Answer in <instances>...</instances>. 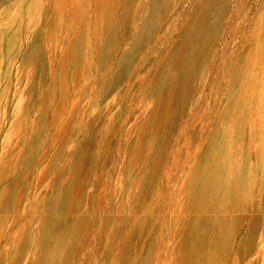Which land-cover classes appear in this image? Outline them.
Returning <instances> with one entry per match:
<instances>
[{
	"label": "rangeland",
	"instance_id": "374dc122",
	"mask_svg": "<svg viewBox=\"0 0 264 264\" xmlns=\"http://www.w3.org/2000/svg\"><path fill=\"white\" fill-rule=\"evenodd\" d=\"M0 264H264V0H0Z\"/></svg>",
	"mask_w": 264,
	"mask_h": 264
}]
</instances>
